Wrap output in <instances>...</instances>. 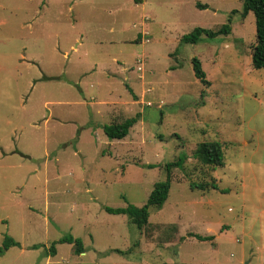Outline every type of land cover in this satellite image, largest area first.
I'll return each mask as SVG.
<instances>
[{
	"label": "rangeland",
	"instance_id": "rangeland-1",
	"mask_svg": "<svg viewBox=\"0 0 264 264\" xmlns=\"http://www.w3.org/2000/svg\"><path fill=\"white\" fill-rule=\"evenodd\" d=\"M242 8L0 0V247L18 242L0 264H264V70L251 65L255 17ZM228 18L229 34L181 41ZM135 115L123 139L104 133ZM202 141L222 144L223 166L194 157ZM179 156L144 227L105 210L145 204ZM203 182L218 189L191 186ZM66 235L83 251L58 242Z\"/></svg>",
	"mask_w": 264,
	"mask_h": 264
},
{
	"label": "trees",
	"instance_id": "trees-1",
	"mask_svg": "<svg viewBox=\"0 0 264 264\" xmlns=\"http://www.w3.org/2000/svg\"><path fill=\"white\" fill-rule=\"evenodd\" d=\"M198 7L204 8L206 5L202 3L197 4ZM236 12L232 10L231 13ZM249 12H252L255 17V35L256 41L252 46L251 51V65L254 69L264 70V0H243L242 15L246 16ZM229 23H225L216 30L206 29L202 27H195L190 33L181 37V41L184 43L194 44L197 43L202 35L209 37H215L219 34H229L231 31L230 18ZM194 74L203 83L208 84L205 79L204 72L201 69V63L198 58H192ZM138 115L126 118L121 121H112L103 125V131L110 139H123L128 133L130 128L137 122ZM194 157L205 165L212 167H219L224 165V154L222 144L219 141H202L200 142L193 153ZM185 158L178 157L177 160L167 162L166 166V179L164 181L155 182L152 190L150 191L147 201L140 207L128 204L126 207H105V210L114 214H126L131 222L137 225L138 228L144 227L148 223L149 207L155 206L161 208L163 203L168 197L171 182V171L174 167H181ZM192 187H198L201 189L211 186L213 189H218V185L215 182H203L200 184H192ZM224 191L223 189H221ZM199 240L211 239L212 235H193ZM58 242L72 243L77 253L83 251V244L79 238H74L71 235L63 236ZM56 242H53L48 250L54 254L56 251ZM18 245L10 236H5L2 246L0 247V256L11 246ZM32 248H37L39 245H32Z\"/></svg>",
	"mask_w": 264,
	"mask_h": 264
},
{
	"label": "crops",
	"instance_id": "crops-1",
	"mask_svg": "<svg viewBox=\"0 0 264 264\" xmlns=\"http://www.w3.org/2000/svg\"><path fill=\"white\" fill-rule=\"evenodd\" d=\"M139 68L141 69V67H140V66H139ZM140 69H139V70H140ZM210 230H211V229H209L208 231L210 232ZM203 236H204V235H203Z\"/></svg>",
	"mask_w": 264,
	"mask_h": 264
},
{
	"label": "water",
	"instance_id": "water-1",
	"mask_svg": "<svg viewBox=\"0 0 264 264\" xmlns=\"http://www.w3.org/2000/svg\"><path fill=\"white\" fill-rule=\"evenodd\" d=\"M245 264H248V262H245Z\"/></svg>",
	"mask_w": 264,
	"mask_h": 264
},
{
	"label": "built area",
	"instance_id": "built-area-1",
	"mask_svg": "<svg viewBox=\"0 0 264 264\" xmlns=\"http://www.w3.org/2000/svg\"><path fill=\"white\" fill-rule=\"evenodd\" d=\"M138 69H140V68L138 67Z\"/></svg>",
	"mask_w": 264,
	"mask_h": 264
}]
</instances>
